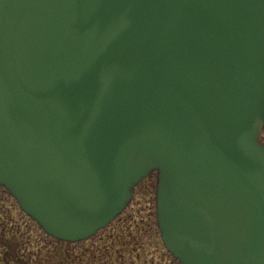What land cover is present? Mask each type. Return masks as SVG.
<instances>
[{"label": "water", "instance_id": "1", "mask_svg": "<svg viewBox=\"0 0 264 264\" xmlns=\"http://www.w3.org/2000/svg\"><path fill=\"white\" fill-rule=\"evenodd\" d=\"M264 0H0V186L90 238L156 174L179 264H264Z\"/></svg>", "mask_w": 264, "mask_h": 264}, {"label": "rangeland", "instance_id": "2", "mask_svg": "<svg viewBox=\"0 0 264 264\" xmlns=\"http://www.w3.org/2000/svg\"><path fill=\"white\" fill-rule=\"evenodd\" d=\"M261 140L264 141V128ZM155 181V172L147 175L133 189L131 201L123 213L108 228L93 238L78 243L77 248L82 249L85 246L95 247L97 245L104 248L106 245L113 246L115 242L122 240L133 245L137 243L136 251L126 252L119 260L115 259L120 255L116 253L112 264H178L165 250L156 225ZM4 228H6L7 240H11L17 248L18 243H20L21 247L18 252L24 254V258H42L44 254L48 260L57 258L58 252L55 250L57 249V242L46 236L38 225L19 209L15 199L10 196L7 190L0 188V238ZM14 232L17 239L11 238L14 236ZM12 243L10 244L12 245ZM68 248L70 249V247ZM1 252H3L2 247H0ZM29 252L33 256L30 257ZM92 252L94 258L99 253L97 251ZM137 254H139V258L136 257ZM45 264L48 263L45 261ZM96 264H106V261Z\"/></svg>", "mask_w": 264, "mask_h": 264}, {"label": "flooded vegetation", "instance_id": "3", "mask_svg": "<svg viewBox=\"0 0 264 264\" xmlns=\"http://www.w3.org/2000/svg\"><path fill=\"white\" fill-rule=\"evenodd\" d=\"M0 188H3V187H0ZM117 218H115V219H117ZM109 225L107 227H105L104 229L98 231L96 234H94L90 238L85 239V240H81V241H76V242L63 241V240L54 238V237L46 234L38 226L40 228V230L46 236L53 238L57 242V249H55L58 252V254L56 256L57 258H55V259L53 258L51 260H48L47 258H45L44 257L45 254L43 255L42 258L31 257L33 255L30 252H29V256L31 258H28V259L24 258V254H19V252H18L20 247H21L20 243H18V248H17V246H15V244H13L11 240H7L6 228H4L2 231V234H1V238H0V247H2V249H3V252L0 253V264H45V261L48 264H96V263H103L105 261H106V264H112V262H114L115 259L119 260L122 256L125 255L126 252L136 251L135 248H137V246H136L137 243L133 245L129 242H124L121 240L120 242H115V244H113V246L112 245H106L104 248L101 245H97L95 247L94 246H88L87 247L84 245L85 247H83L82 249L77 248L78 243H81V242H84V241H87V240L93 238L95 235H97L101 231L108 228ZM16 237H17V235L15 233L14 236H12L11 238L17 239ZM6 241H9V242H6ZM10 243H12V245ZM68 247H70V249ZM79 251H82V252L80 253ZM92 251L99 252L97 255L95 254L97 257L95 256V258H94V253ZM20 252H22V251L20 250ZM116 253H119L120 255L115 258ZM91 256L93 257L92 259H91ZM136 257L139 258V254H137Z\"/></svg>", "mask_w": 264, "mask_h": 264}]
</instances>
